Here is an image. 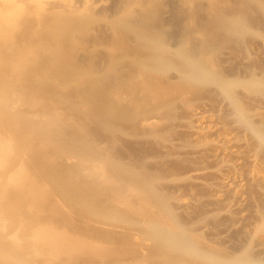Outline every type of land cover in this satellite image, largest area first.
Masks as SVG:
<instances>
[{"label":"rangeland","instance_id":"1","mask_svg":"<svg viewBox=\"0 0 264 264\" xmlns=\"http://www.w3.org/2000/svg\"><path fill=\"white\" fill-rule=\"evenodd\" d=\"M178 1L191 18L177 29L165 5L158 21L136 4L102 14L80 40L66 24L59 83L5 131L0 264H203L193 248L264 264L253 163L264 145V0ZM100 21L116 40L94 30ZM125 60L131 69L112 79ZM9 173L18 181L6 185ZM152 223L190 248L165 249Z\"/></svg>","mask_w":264,"mask_h":264},{"label":"bare ground","instance_id":"2","mask_svg":"<svg viewBox=\"0 0 264 264\" xmlns=\"http://www.w3.org/2000/svg\"><path fill=\"white\" fill-rule=\"evenodd\" d=\"M105 1L106 5L102 6L103 0H0V214H7L5 211L7 208H4L6 203L4 200L5 189L4 184L1 183V177L4 173L1 171L9 153L13 151L11 147V135L5 131L8 130L9 124L15 125L16 128L21 120L22 111L26 107H31L38 103V95L44 91L47 81H52L54 84L59 83L56 67L64 57L66 48H69L68 43L61 38L63 32L67 30L66 24L68 22L75 24L67 32L70 40H80L82 34L88 28L90 29L92 19L99 21L98 18L102 14H105L104 18H110L116 14L130 15L134 12L132 9L134 4L140 7L139 12L141 15H149L157 21L162 19L161 11L165 5L170 13V24L173 27L175 26V29L179 26L180 21H188L189 23L191 18V14L186 11L188 7H183L182 9L185 10L182 13L179 12L181 6L188 4L187 1L184 2V5L178 0ZM96 3L101 8H98ZM245 4L247 5V3ZM94 9H101V13L98 15L94 14ZM82 19L87 20L88 24L82 25L79 23ZM94 30L104 38L110 40L117 39V31L111 27L108 21L97 22ZM188 34L187 32L182 33L183 41L184 39H186L185 41L188 40V42L182 41L184 45L185 43H191ZM127 69H131V63L125 60L117 68L111 70L110 75L112 79H120L127 72ZM192 77L199 80L206 78L202 73L196 72L192 73ZM229 90L227 91L230 95ZM34 115L42 119L47 116V113H34ZM260 128L261 126L256 131L262 132L263 128L261 130ZM263 146L258 149L257 154L253 158L256 175L262 185H264ZM17 181L16 176L9 173L6 176L5 184L8 185ZM263 203L264 199L260 201V204L263 205ZM153 228L157 230V238L161 237L164 242L168 243L164 244L165 249L171 247V249L178 251L190 248V243L182 239L180 241L177 234L169 236V233L158 226L155 227L154 224ZM152 237L154 240L156 239V236L153 234ZM196 249H190V252L193 256L202 259L203 264H216L217 262H220V264L225 262L233 264H258L256 258L251 257L249 254L244 255L241 253L231 258L228 256V258H225L219 253H207L204 255L200 250ZM8 255L7 250H0V262L4 258H8ZM181 256L184 257V255ZM183 257L180 258L177 264H191L192 260L190 261Z\"/></svg>","mask_w":264,"mask_h":264}]
</instances>
